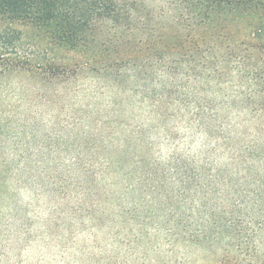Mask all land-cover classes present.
<instances>
[{"label": "trees", "instance_id": "trees-1", "mask_svg": "<svg viewBox=\"0 0 264 264\" xmlns=\"http://www.w3.org/2000/svg\"><path fill=\"white\" fill-rule=\"evenodd\" d=\"M0 16L65 51L0 72L103 96L62 93L68 122L32 110L57 128L25 145L57 150L0 159V264H264V0H0Z\"/></svg>", "mask_w": 264, "mask_h": 264}, {"label": "rangeland", "instance_id": "rangeland-1", "mask_svg": "<svg viewBox=\"0 0 264 264\" xmlns=\"http://www.w3.org/2000/svg\"><path fill=\"white\" fill-rule=\"evenodd\" d=\"M155 4H160L162 0H153ZM9 24V20L0 16V30L4 29ZM15 30H20V34H16L14 37L15 47L19 48L17 54L12 50V45L3 43V39L0 40V59L16 61L29 59L33 62L54 61L59 57L63 49L54 46L48 38H43L37 33L35 28H29L27 26H20L18 23L10 22L8 25ZM20 38V39H17ZM3 40V41H2ZM69 54L68 56H73ZM55 57V59H54ZM78 57V56H76ZM88 71L85 75L91 74ZM80 81V80H79ZM82 81V82H81ZM77 86L74 83L71 89L79 87L81 94L77 96L78 101L75 104L77 107H86V100L90 102V107L102 109V84L96 83L93 80H87L86 78L81 80ZM33 81L27 73H23L18 69H9L0 72V159L12 160L13 157L20 155H27L29 153L36 152H48L55 151L57 148L53 146H47L43 148L42 145L36 146V143H30L29 146L25 145L27 137L31 135H42L43 131L47 134H53L54 129L57 127L53 124H46L43 129L36 127H29L28 123L32 120L29 117L33 111H37V115L44 116L45 119H49L51 116L59 117L61 119L69 120L72 114L73 100L67 97H61L62 93L72 90L65 89L63 84H42V82ZM96 83V84H95ZM68 87V86H66ZM84 96V97H83ZM48 105H52L49 106ZM94 108V109H95ZM43 120V118H41ZM47 120H43L44 123H48ZM65 122V121H64ZM16 166L15 162H12V167ZM11 186H14L10 182ZM12 198L17 201V207L29 202L28 213L31 214L32 210H37L42 216L45 214V204L43 198H40L39 202L32 200V190L26 186L17 187L12 194ZM12 205V204H11ZM35 228L41 229V224L37 222L34 224ZM11 242V241H10ZM35 244L31 243L23 254L32 257L42 256L38 250H35ZM200 251V250H198Z\"/></svg>", "mask_w": 264, "mask_h": 264}]
</instances>
